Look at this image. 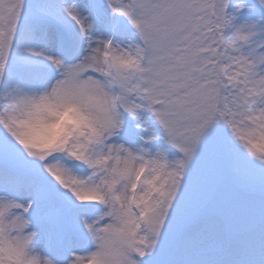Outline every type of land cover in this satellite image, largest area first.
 Listing matches in <instances>:
<instances>
[{"label": "snow or ice", "instance_id": "obj_1", "mask_svg": "<svg viewBox=\"0 0 264 264\" xmlns=\"http://www.w3.org/2000/svg\"><path fill=\"white\" fill-rule=\"evenodd\" d=\"M0 264H264V0H0Z\"/></svg>", "mask_w": 264, "mask_h": 264}]
</instances>
